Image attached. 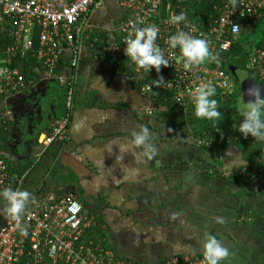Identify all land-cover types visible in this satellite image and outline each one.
I'll return each instance as SVG.
<instances>
[{"label": "crops", "instance_id": "1", "mask_svg": "<svg viewBox=\"0 0 264 264\" xmlns=\"http://www.w3.org/2000/svg\"><path fill=\"white\" fill-rule=\"evenodd\" d=\"M123 14L118 0H104L93 6L92 27L99 33L114 28ZM101 62L89 55L78 69L81 92L71 109L69 141L56 162L65 174L59 183L49 182L50 161L47 157L43 161L49 146L42 143L28 158L5 151L10 162L19 164L17 168L32 167L25 191L48 184L46 192L64 195L72 191L78 199H87L85 233L94 218L100 217L99 233L105 234L101 240L116 257L133 264H167L172 257L204 259L202 245L209 236L229 250L221 264H264V164H251L243 151L250 165L227 171L219 160L224 150L201 149L200 139L208 141L207 135L196 136L209 124H218L221 117L216 123L197 118L191 104L187 108L161 106L135 89L125 74L129 72L126 60L120 72ZM28 76L39 77L36 72ZM42 86L51 99L43 129L46 136L67 108L56 80L45 78L35 88ZM259 86L264 88L263 83ZM28 91L10 100L14 102ZM244 91L240 100L245 99ZM142 127L151 133L155 154L145 155L142 146L132 144V133ZM39 152H43L42 161L34 164ZM234 160L231 155L229 164ZM94 206L97 210L92 211ZM5 207L6 201L1 200L2 215ZM218 217L224 222L218 223ZM88 235L97 241L96 236Z\"/></svg>", "mask_w": 264, "mask_h": 264}, {"label": "built area", "instance_id": "2", "mask_svg": "<svg viewBox=\"0 0 264 264\" xmlns=\"http://www.w3.org/2000/svg\"><path fill=\"white\" fill-rule=\"evenodd\" d=\"M104 0H0V133L10 129L13 119L9 100L14 95L35 88L38 81L53 79L66 88L67 113L51 124L44 137L45 148L54 142L69 141L68 128L78 81V69L89 55L107 67H116L112 59L127 62L126 76L139 86L140 93L150 97L156 89L171 93L172 104L187 108L194 105L195 89L205 83L215 86L216 92L235 91L232 80L223 65L228 64L229 53L243 29L251 28L261 16L264 0H118L124 11L114 28L95 32L91 24L93 6ZM202 2L212 5L204 17L196 12ZM183 12L186 21L172 24L170 17ZM136 27L155 25L156 44L167 67L161 72L137 71L136 65L124 53L128 33ZM207 41L210 57L198 66L185 70L184 57L179 47H170L168 38L177 31ZM93 51V52H92ZM70 69L56 74L64 56ZM33 59L31 70L39 77L23 73L21 62ZM246 68L254 80L264 84V49L247 52ZM115 69V68H114ZM115 70V71H116ZM163 77L158 87L154 79ZM151 85L152 91H144ZM201 140L199 145H210ZM43 152L34 155V164L42 161ZM8 153L0 148V191L5 188L25 191V180L32 167L22 174L15 173L7 161ZM35 186L29 193L25 210L17 218L4 214L0 222V264H133L115 256L103 240L82 241L87 223L78 196L69 191L58 195L55 190L41 191ZM3 200V198H0ZM0 200V201H1ZM34 201V202H33ZM20 225L27 236L20 234ZM167 264H207L204 259L172 257Z\"/></svg>", "mask_w": 264, "mask_h": 264}, {"label": "clouds", "instance_id": "3", "mask_svg": "<svg viewBox=\"0 0 264 264\" xmlns=\"http://www.w3.org/2000/svg\"><path fill=\"white\" fill-rule=\"evenodd\" d=\"M186 21L183 12L179 15L170 17L172 24H178ZM133 30L128 33L125 40L126 47L124 53L136 65L137 71L143 69L144 72H150L153 68L157 73L161 72V66L167 67L169 59L165 58L161 48L156 44L158 29L155 25H149L143 28L132 26ZM171 48L179 47L181 55L185 58L183 67L185 70L190 67L198 66L203 63L206 58L210 57L209 46L206 40L193 37L183 31H177L176 34L170 36L167 41ZM164 82L163 77L154 79L155 86H159ZM144 91H152L151 85H145ZM216 89L211 83L199 85L194 93V115L200 119L218 122L221 112L218 111L217 101L212 99L215 96ZM264 88L252 84L246 89V95L254 98L249 102L240 105V114L243 117L238 131L245 137L251 135L257 141H264ZM151 133L148 127H142L139 132L132 133V144L142 146L145 155L155 154V147L150 142ZM0 198L6 201L4 209L5 214L17 218L24 212L29 193L26 191L16 192L5 188L0 191ZM34 202V201H33ZM218 223H223L222 218H217ZM22 236H27L26 228L17 225ZM203 256L207 264H221L229 256V250L224 247L215 237L209 236L203 242Z\"/></svg>", "mask_w": 264, "mask_h": 264}, {"label": "trees", "instance_id": "4", "mask_svg": "<svg viewBox=\"0 0 264 264\" xmlns=\"http://www.w3.org/2000/svg\"><path fill=\"white\" fill-rule=\"evenodd\" d=\"M211 8L212 5H210L209 3H205L202 2V4L198 7H195V9L197 10L196 12H200L204 17L207 16L208 12H211ZM261 16L258 19V21L256 23L252 24V27L250 28V30L248 31L247 29H243L241 36L239 37V40L236 41V43L233 45L231 51L229 53L226 54V57L229 58L231 57V55H233V53L236 50H240L242 49L243 51H245V49L242 48V41L244 39L251 41V45H250V50L245 51V52H252L254 50L257 49H264V8L261 9L260 11ZM256 33V35H254ZM254 35V36H253ZM113 62V64H115L118 68L122 67L125 65L124 60H116V59H112L111 60ZM119 62V63H118ZM103 63V62H101ZM35 65L36 66V62H34L33 59H30L28 61H23L21 62V66L23 69V73L25 75L28 76L29 73L34 74V72L30 71L31 66ZM227 71V73L230 74V76L234 77V80L236 81V89L233 93L231 94H227V93H220V92H216L215 96L212 97V99H215L217 101V108L218 111L221 112V118L222 120L218 123V124H209L208 127H206L204 130L202 129L201 132L199 134H197L196 136L198 137L200 135V137L205 134L208 138V141H210V145H204L201 146V149H207V150H217V151H222L224 150L229 144H236L237 146H239L242 151L245 152V154L247 155V158L249 159V161L251 162V164H253L254 161H256L257 159H261V164H264V141H257L255 140L254 137H252L251 135H248L247 137L243 136L237 129V127L239 126L241 120L243 119V117L240 114V107H239V101L240 98L242 97V93H243V89L246 88L245 86H243L236 78L235 76L231 73V71L228 69L227 65H223ZM33 67V66H32ZM111 67V68H110ZM109 68L112 70H116V67L110 66ZM115 68V69H114ZM70 69V62H69V58L65 55L62 58V62L60 63V67L58 68V70L56 71V74H60L62 71H66ZM128 71L129 69L126 68ZM118 71V69L116 70ZM250 78L252 79V81L254 80L251 73H249ZM256 84L262 85V83L254 80L253 81ZM135 89H137L138 91H140L139 86L133 84ZM264 85V84H263ZM62 93L61 95L64 96V98H66V88L64 86H62ZM80 90H79V83L77 81V89H76V93H75V99H74V103L79 99V94H80ZM171 93L168 91H164L161 89H156L155 90V94L151 95L150 98L152 100H154V102H156L157 104L161 105V106H167V108H171L172 104V99L170 98ZM62 96V97H63ZM2 97L1 92H0V98ZM89 100H93V98H90ZM96 102V101H94ZM190 109H195L194 107L191 106ZM170 112V111H168ZM172 112V111H171ZM71 117V114H70ZM71 121V119H70ZM13 119L10 121L9 124V128H11ZM70 124V122H69ZM69 127V125L67 126V128ZM51 130V128H50ZM11 136V131L10 129L5 130L3 133H0V148L4 151H8L7 150V141L9 139V137ZM202 139L204 140V138L202 137ZM200 139V140H202ZM67 141H60V142H54L53 144L49 145V147L46 149V151L44 152V156H43V161H44V157L49 158L50 161V166H51V180H49V182L52 183H59V180L61 177H64L65 174H63L61 171L58 170V166L56 165L57 163V159L58 156L62 150V147L64 146V144ZM204 151V150H203ZM7 161L9 162L10 166L12 168H14V170L16 172H18L19 174H22L23 172H25L26 167H19L17 168V166H19L18 163H16V165H14L13 162H10V158L9 156L6 157ZM46 159V158H45ZM253 167V165H251L250 167H248V169H251ZM68 178V176H67ZM68 182V179H65L64 182ZM29 183V177L26 178L25 180V184ZM69 183V182H68ZM44 189H46L48 187V184H45L44 186H41ZM78 192L80 194H82L81 190H79V188L77 189ZM4 201V200H3ZM80 203L83 206L84 212L85 210L88 209L89 207V202L87 199H84L83 197L81 199H79ZM97 210V207L94 206V209H92V211ZM90 213V212H89ZM94 222L92 224V226L89 228L90 231L88 234H91V236H96L97 237V241L101 240L100 237L104 236L105 234L103 232L99 233V229L100 226L102 224V220L100 217H95L94 218ZM99 233V235H97ZM87 233H85L83 235V237L81 238L82 241H88L90 240V237ZM107 246V245H106ZM107 249H109L107 247Z\"/></svg>", "mask_w": 264, "mask_h": 264}, {"label": "flooded vegetation", "instance_id": "5", "mask_svg": "<svg viewBox=\"0 0 264 264\" xmlns=\"http://www.w3.org/2000/svg\"><path fill=\"white\" fill-rule=\"evenodd\" d=\"M44 88L43 86L40 89L33 88L14 102L10 100L9 108L12 111L13 122L10 128L11 137L6 145L13 156L28 158L37 147L44 144L43 129L49 117L48 107H51V99L47 97ZM21 150L23 154H19ZM1 215L2 211L0 222L4 214Z\"/></svg>", "mask_w": 264, "mask_h": 264}, {"label": "water", "instance_id": "6", "mask_svg": "<svg viewBox=\"0 0 264 264\" xmlns=\"http://www.w3.org/2000/svg\"><path fill=\"white\" fill-rule=\"evenodd\" d=\"M246 62L247 52L243 51L242 49H238L234 52L233 56L230 59L229 70L243 86L248 88L253 83L250 78L249 72L247 71ZM237 68L242 69V75L240 77L237 75ZM259 87L263 88L262 86ZM245 100L248 102L251 99H249L248 96L245 94ZM231 155L232 157H235V160L237 159V162L234 160L232 164H229L228 158H230ZM219 160L223 163L224 168L230 172H236L240 167L250 165V163L244 159L243 151L236 145H229L221 153V155L219 156ZM260 162L261 160L258 159L254 162V165H257V163ZM231 165H233V167Z\"/></svg>", "mask_w": 264, "mask_h": 264}, {"label": "rangeland", "instance_id": "7", "mask_svg": "<svg viewBox=\"0 0 264 264\" xmlns=\"http://www.w3.org/2000/svg\"><path fill=\"white\" fill-rule=\"evenodd\" d=\"M118 16H120V15H118ZM255 35H256V33H255ZM251 41H249V40H246V39H244L243 41H242V47L246 50V51H248V50H250V45H251ZM237 75L240 77L241 75H242V72H241V70L242 69H238L237 68ZM231 78H232V80H234V77H232L231 76ZM244 95H245V93H246V88H244ZM248 96V95H247ZM248 98L249 99H251V100H254V98H252V97H249L248 96ZM244 102H247L244 98H242V100H240L238 103H239V107H240V105L242 104V103H244ZM221 119V118H220ZM219 122V121H218ZM216 123V122H215Z\"/></svg>", "mask_w": 264, "mask_h": 264}]
</instances>
